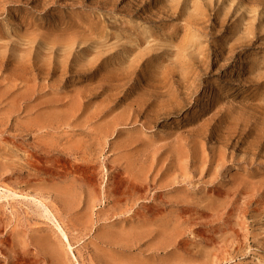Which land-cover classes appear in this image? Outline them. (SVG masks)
Here are the masks:
<instances>
[{
    "label": "rangeland",
    "instance_id": "374dc122",
    "mask_svg": "<svg viewBox=\"0 0 264 264\" xmlns=\"http://www.w3.org/2000/svg\"><path fill=\"white\" fill-rule=\"evenodd\" d=\"M0 264H264V0H0Z\"/></svg>",
    "mask_w": 264,
    "mask_h": 264
},
{
    "label": "crops",
    "instance_id": "0c3cea01",
    "mask_svg": "<svg viewBox=\"0 0 264 264\" xmlns=\"http://www.w3.org/2000/svg\"><path fill=\"white\" fill-rule=\"evenodd\" d=\"M120 253H124V252H120Z\"/></svg>",
    "mask_w": 264,
    "mask_h": 264
}]
</instances>
